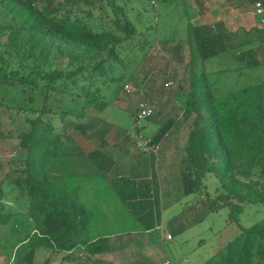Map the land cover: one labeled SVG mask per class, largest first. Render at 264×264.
Returning <instances> with one entry per match:
<instances>
[{
    "label": "trees",
    "instance_id": "obj_1",
    "mask_svg": "<svg viewBox=\"0 0 264 264\" xmlns=\"http://www.w3.org/2000/svg\"><path fill=\"white\" fill-rule=\"evenodd\" d=\"M127 1L0 0V141L16 138L25 151L0 163V225L19 224L32 240L17 264H36L39 248L68 259L77 249L82 264H107L94 258L105 241H92V213L71 184L97 170L101 152H85L73 132L87 133L90 110L110 103L105 91L135 81L161 42L140 29L142 16L130 17ZM231 1L242 12L253 3ZM181 2L189 13L177 49L187 44L189 60L188 88L178 95L186 118L193 117L184 192L208 200L215 194L210 209L229 207L239 224V207L264 208V28L245 30L259 32L261 43L236 42L223 21L203 18L200 0ZM242 228L244 251L264 264V253L254 252L264 242V216Z\"/></svg>",
    "mask_w": 264,
    "mask_h": 264
},
{
    "label": "crops",
    "instance_id": "obj_2",
    "mask_svg": "<svg viewBox=\"0 0 264 264\" xmlns=\"http://www.w3.org/2000/svg\"><path fill=\"white\" fill-rule=\"evenodd\" d=\"M258 1L264 7V0H253L251 8L242 12L235 1L208 0L204 19L223 21L234 41H245V30L263 28L262 17L255 11ZM250 35L253 44L263 42L256 30ZM144 82L136 79V89L146 88ZM143 94L158 107L156 118L148 119L153 123L151 133L143 134L150 137L156 152L142 151L129 130L118 127L115 140L107 142L110 130L102 132L99 119V124H93L97 130L92 131L97 141L85 146L77 140L85 152H101L94 164L97 170L74 179L80 186V199L92 213L90 237L105 241L103 252L94 258L107 264H158L164 258L175 264H259L257 255L244 251L240 224L228 218L215 231V223L206 222L212 213L220 215L221 211V207L210 209L212 197L185 194L182 170L190 128L180 129L182 123L173 122L174 112L160 109L155 97ZM64 254V261L80 259V255L68 259Z\"/></svg>",
    "mask_w": 264,
    "mask_h": 264
},
{
    "label": "rangeland",
    "instance_id": "obj_3",
    "mask_svg": "<svg viewBox=\"0 0 264 264\" xmlns=\"http://www.w3.org/2000/svg\"><path fill=\"white\" fill-rule=\"evenodd\" d=\"M197 1L198 0H187V2L195 6L197 5ZM200 1L202 5L197 6L199 10L201 9V11H203L202 16L205 18L204 15L207 13V7L210 8V5L207 4L208 0ZM127 2L129 4V15L132 19L136 20V18L142 16L143 28L140 27V29L149 32L148 35H150L152 39L157 38L161 40V42H158L152 49L150 56H148L146 60L147 63L145 62L146 64H142V67L135 73L138 80L145 81L146 88H142L140 91L137 90L134 84L136 80L135 82H126L124 88L118 93L117 89L119 87L117 84L109 87V89L105 91V95L110 103L103 111H97L95 109L90 110L92 114L89 115L87 119V123L90 125L87 133L80 135L77 134V132H73L75 138L83 142L85 146H90L91 143L96 140L95 136L97 135L94 136L92 131L97 130V127L93 128V124H97L98 119L102 121V132L110 130V133L107 135V142L111 141L112 144L113 139L115 140V127L129 130L134 140L137 133L134 128L135 115L133 110L137 108L141 99L147 98L144 96L143 91L147 93V96L155 97V101L157 99L158 102H160L159 104L162 105L160 109L174 112L173 122L177 120L181 122L182 125L180 129L184 130L189 127L191 130L192 128L193 117L186 118V113L182 107L181 95H178L180 91L183 92L188 88L187 62L189 60V48L187 44H184L182 48L177 49V46H179L178 41L185 36L186 32L189 12H186L185 2H181V0H172L167 4L162 3V1L157 3L156 0H128ZM211 7L214 9L215 5ZM250 38L251 35L245 36L247 40ZM162 40L167 41L162 42ZM166 81L171 82L169 87L164 86ZM127 86H133L135 90L129 93L126 91ZM151 101L155 107V113L150 118H156L158 107L153 100ZM166 102L168 104H165ZM148 119L141 121L138 129L140 133L145 135L151 133V125L153 124L152 122L150 123ZM67 126L72 127L73 120H68ZM145 127H149V129H145ZM24 153L25 151L18 145V139L12 138L0 141V163H4L9 159L23 157ZM214 181V178L209 180L210 184H213ZM75 183V180H71V184ZM212 198H216V195L212 194ZM83 202L87 204V202ZM10 204L13 205L14 208L18 206L17 203L14 204L12 201ZM6 207L9 208L10 206L6 205ZM236 215L238 216L239 224L242 227H247L262 219L264 216V208L253 204L246 206V208L244 206L242 208L241 206L238 211L236 210ZM228 218L230 219V208L221 206L220 215L212 213L206 222H214L216 225L214 230L218 231L220 226ZM91 229L92 225L89 228V233ZM207 235H209V233ZM245 236L254 237L253 234H245L244 237ZM254 239L256 238L254 237ZM31 245V236H27L26 229L19 224H15L13 227L10 222L6 225H0V264H17L20 261V259H17L18 253H20L21 257V255L25 253L24 251H27ZM258 251L264 253V242L260 240H258L256 246H254L255 254H257ZM63 255H65L64 252H52L46 248H39L37 249L34 262L36 264H81L79 262L81 260L83 261L81 251L79 250H74L73 252V257L80 255V259L76 261H64L62 260L64 259Z\"/></svg>",
    "mask_w": 264,
    "mask_h": 264
},
{
    "label": "built area",
    "instance_id": "obj_4",
    "mask_svg": "<svg viewBox=\"0 0 264 264\" xmlns=\"http://www.w3.org/2000/svg\"><path fill=\"white\" fill-rule=\"evenodd\" d=\"M256 13L262 17L261 19V26L264 28V7L260 1L256 3ZM171 84L170 81H166L164 86L169 87ZM135 89L133 86H127L126 91L127 92H133ZM134 128L138 127L141 123V121L150 118L155 113V107L153 103L148 98H143L138 103L137 109L134 112ZM137 133V132H136ZM134 141L136 145L142 150V151H155L157 150L156 147H153V144L151 143L150 137H147L141 133H137L136 137L134 138ZM167 238L170 239L171 235H167ZM158 264H175V262L170 258H164L162 261H160Z\"/></svg>",
    "mask_w": 264,
    "mask_h": 264
}]
</instances>
